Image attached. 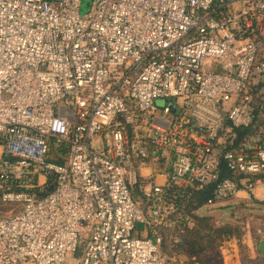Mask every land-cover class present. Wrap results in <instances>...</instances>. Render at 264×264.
<instances>
[{
	"label": "built area",
	"instance_id": "2783aa9c",
	"mask_svg": "<svg viewBox=\"0 0 264 264\" xmlns=\"http://www.w3.org/2000/svg\"><path fill=\"white\" fill-rule=\"evenodd\" d=\"M80 1L0 0V264H177L167 187L264 201V0Z\"/></svg>",
	"mask_w": 264,
	"mask_h": 264
},
{
	"label": "trees",
	"instance_id": "16d2710c",
	"mask_svg": "<svg viewBox=\"0 0 264 264\" xmlns=\"http://www.w3.org/2000/svg\"><path fill=\"white\" fill-rule=\"evenodd\" d=\"M166 192L172 209L165 217L166 224L160 225L157 229L161 237V247L166 253L181 250L188 257L202 262L207 252L216 250V247L220 246V241L233 235L231 225L214 226L210 217L194 213L210 198V192L206 188L192 189L187 192L188 194L177 195L178 189L169 186ZM255 254V258L248 255L240 258L242 260L240 264H264V254L259 250H255Z\"/></svg>",
	"mask_w": 264,
	"mask_h": 264
},
{
	"label": "rangeland",
	"instance_id": "374dc122",
	"mask_svg": "<svg viewBox=\"0 0 264 264\" xmlns=\"http://www.w3.org/2000/svg\"><path fill=\"white\" fill-rule=\"evenodd\" d=\"M49 1V0H47ZM92 0H81L79 4V12L85 13L89 10ZM156 105L163 106L164 102L161 100L156 101ZM17 208L9 204L0 203V215L9 214L15 212ZM198 216L210 217L211 224L214 226H220L229 224L233 227V235L230 240L236 239L237 241V252L239 259L245 255L255 258L256 254L248 252L245 247V240L252 238L256 239V229L259 227L264 228V201H250L249 203L235 201L226 202L213 205H204L198 208L195 212ZM139 229L144 234L146 228L142 225H138ZM133 237L137 236V228L134 230ZM225 238L224 240H227ZM220 241V245L224 241ZM178 260L181 258V262L177 264H210L219 263L222 264V257L220 252V246L216 247V250L206 253V256L202 258V262L198 259V262L194 258L188 257L183 251L176 250L170 253H166ZM205 254V253H204ZM241 260V259H240ZM242 261V260H241ZM240 261V262H241Z\"/></svg>",
	"mask_w": 264,
	"mask_h": 264
},
{
	"label": "crops",
	"instance_id": "0c3cea01",
	"mask_svg": "<svg viewBox=\"0 0 264 264\" xmlns=\"http://www.w3.org/2000/svg\"><path fill=\"white\" fill-rule=\"evenodd\" d=\"M256 193H257V195L260 196V195H262L263 190L262 189H257ZM258 244H259V241H257V239H255V241L252 238H249V239L245 240V247L248 250V252H250V253H254L255 250H258ZM261 254H264V253H261ZM233 264H240V259L239 260H235L233 262Z\"/></svg>",
	"mask_w": 264,
	"mask_h": 264
},
{
	"label": "water",
	"instance_id": "95a60500",
	"mask_svg": "<svg viewBox=\"0 0 264 264\" xmlns=\"http://www.w3.org/2000/svg\"><path fill=\"white\" fill-rule=\"evenodd\" d=\"M258 250L261 253H264V243L263 242H259V244H258Z\"/></svg>",
	"mask_w": 264,
	"mask_h": 264
}]
</instances>
